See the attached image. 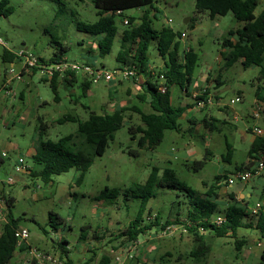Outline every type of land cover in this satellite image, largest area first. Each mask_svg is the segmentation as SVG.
I'll return each instance as SVG.
<instances>
[{
    "label": "rangeland",
    "instance_id": "rangeland-1",
    "mask_svg": "<svg viewBox=\"0 0 264 264\" xmlns=\"http://www.w3.org/2000/svg\"><path fill=\"white\" fill-rule=\"evenodd\" d=\"M195 2L154 0V9L145 6L124 10L122 15L115 17L116 26L121 31L124 16L138 19L145 9H149L154 28L171 26L175 31L187 33L186 40L180 41L182 47L186 42L199 55L195 78L203 68L206 71V67L210 68L213 78L225 64L220 55L224 38L230 30L242 28L243 22L232 13L215 18L207 12L198 13ZM8 6L12 8L11 11L7 10ZM260 11L261 4L255 12L258 14ZM98 17L93 0H9L4 13H0V39L4 41V44L0 43V194L14 199L12 214L20 219V226L29 230L28 246L35 250L25 249L24 252L17 249L9 264H26L27 259L40 253L59 256L53 244L62 237L68 241L70 256L76 261L92 257V264H99L105 255L111 259V264H119L115 257L123 252L126 244L121 243L123 239L115 238L135 218L141 200L130 194L127 199L120 195L112 204L109 199L96 200L106 187L125 191L136 184H144L153 167L157 166L161 169L173 168L176 176L196 194L205 193L216 175L234 171L237 165L241 166L248 159L250 144L246 138L243 140L241 132L246 131V124L254 122L249 114L253 110L254 84L259 69L256 66L244 67L241 61H237L224 68L223 83L216 90L225 103L241 91L242 101L233 104L241 115L238 121L232 116L226 124L207 129L203 125L194 127L180 118L179 131L166 130L163 141L155 148L148 149L139 146V133L133 138L130 127L140 126L142 121L137 112L129 110L123 126L114 133L105 153L93 157L91 167L79 183L80 173L75 168L54 175L49 183L33 175L32 171L41 168L31 156L39 139L40 116L49 124L44 138L57 141L77 131L78 125L73 121L56 122L57 118L67 113L85 120L90 112L100 113L104 105L108 107L111 101L127 106L137 105L144 112L152 111L148 103L130 94L133 87L127 79L117 81L114 84L118 86L117 89H111L112 83L103 81L93 84L86 96L81 94L80 89L76 95L70 96L60 85L61 98L55 101L50 83L42 80L41 74L26 71L17 56L13 65L11 61L4 60L5 50L15 53L25 50L48 60L62 44L66 47L64 57L69 60H90L107 69L118 68L119 35L112 51L101 57L97 51L92 53L86 47V43H94L95 40L76 27L78 22L93 23ZM149 58L154 66L163 64L155 43L151 44ZM12 67L14 79L6 85L7 71ZM127 88H130L129 93L126 92ZM133 89L138 91L136 87ZM210 90L213 88L210 87ZM171 96L174 106L194 103V99L184 94L178 85L173 86ZM214 115L223 118L217 110ZM227 143L233 144L237 150L232 162L223 159L227 153ZM78 144L83 145L81 141ZM85 147L92 151L93 145L86 143ZM207 148L212 154L202 167L197 168L194 162L204 159ZM131 150H138L139 154ZM20 157L24 159L23 164L19 162ZM242 192L246 194L245 204L248 208L257 204L264 208V171L262 176L247 182ZM189 199L185 191L158 187L156 195L147 204L145 218L149 222L151 214L158 213L164 222L180 211V220L183 221ZM231 201L238 202L236 199ZM149 209L153 212L150 215ZM50 212H55L63 220V223L54 220L53 225L57 230L50 221ZM216 213L214 218L221 214ZM4 218L0 216V233L6 214ZM96 230L98 237L95 236ZM157 230H151L144 239L143 235L140 236L134 256L139 259V264H260L261 261L264 245L255 228L238 229L237 237L245 240L240 249L231 235L215 236L212 232H205L204 241L210 250L199 257L191 255L199 246L192 234L176 229L160 235ZM82 234H87L86 239H81ZM259 243L262 245L259 246ZM91 248H97L95 255ZM129 260L122 256V264Z\"/></svg>",
    "mask_w": 264,
    "mask_h": 264
},
{
    "label": "trees",
    "instance_id": "trees-1",
    "mask_svg": "<svg viewBox=\"0 0 264 264\" xmlns=\"http://www.w3.org/2000/svg\"><path fill=\"white\" fill-rule=\"evenodd\" d=\"M54 1L59 2L60 0ZM8 2L9 0L0 1L1 14L4 13V7L8 5ZM259 2L260 0H196L195 9L198 13L207 12L212 18L232 13L237 20L243 22L242 28L230 30L229 35L223 40V49L220 51V55L225 64L220 67L218 75L214 77L216 82L214 89L223 83L222 72L224 68L241 61L244 67L257 66L259 68L257 83L254 84L256 88L255 96L257 99L264 101V8L259 14H256L255 11ZM93 3L97 9L98 19L93 23L78 22L76 25L79 31L89 34L91 38H96H92L95 40L94 46L89 48L88 51L92 53L97 51L98 55L105 57L112 51L116 37L119 35V49L116 56V60L120 63L118 68L129 66L137 69L139 77L133 78L132 83L138 85L140 91L137 94L138 99L141 102L148 103L152 111L144 112L137 105L122 106L113 112H90L85 120L77 115L67 113L59 117L57 122L73 121L78 125L77 131L65 135L57 141L44 138L49 124L40 116L38 118L40 122L39 139L35 145V153L32 158L35 163L41 165V168L32 171V173L44 183L51 182L54 175L67 172L72 168L77 169L80 173V177L77 180V183H79L86 171L91 167L93 157L105 153L109 141L114 138V133L123 126L127 111L134 110L140 115L142 121V125L130 127L133 138L136 137V133H139V146L153 149L163 141L166 130H180L179 120L181 116L195 104L194 102L193 104L174 106L172 104L171 91L161 93L158 90L156 81L149 79L145 81L139 80L141 74L147 72L148 66L151 64L149 50L151 44L155 43L159 55L165 62L164 66H155L156 69L166 75L168 84L171 86L178 85L181 91H189L190 85L195 81L194 73L198 65L199 55L191 47L189 50L183 49L180 41L182 32L175 31L171 26L163 27L162 29L154 28L149 9H145L142 16L138 18L140 20L134 16H124L123 19H129V24H123L124 27L121 31L116 26L115 17L122 15L124 10L145 6L154 9V0H93ZM11 9L10 6L7 7L8 11H11ZM59 45L60 47L55 51L54 56L48 60L39 57L40 61L49 64L57 62L64 57L66 47L62 44ZM15 57V52L5 50L4 60L13 62ZM80 63L96 64L90 60ZM101 67L104 66L101 65ZM36 72L34 70L33 73ZM71 75V78H61L60 74L56 73L52 80L42 79L50 83L55 101H60L61 98L59 95L60 85H72L78 78L75 72H72ZM83 81L81 94L86 96L92 83L88 80ZM207 91L210 92L209 87H207ZM214 93L216 99H218L219 95L216 92ZM200 97L202 98L203 96ZM78 140L81 141L82 146H79L78 143L80 141ZM86 143L93 145L92 151L86 149ZM263 150L264 136H257L249 149V156L255 159ZM131 151L139 154L138 150ZM232 151L233 146L228 144L227 153L223 156V159L230 162ZM206 161L207 158H204L203 160L195 161L194 164L197 168H200ZM243 169H245L243 165L237 168V170ZM224 178L227 179L228 176L216 175L213 183L204 193L205 196H201L181 181L176 176L173 168L166 167L161 169L154 166L144 184H136L125 191L119 188L111 189L106 187L95 199L98 201L109 199V203L112 204L120 195H123L125 199L131 195L141 200L140 208L135 218L130 221L125 229L120 230L117 238H115L116 240L123 239L121 240L123 245L138 241L141 235H145L152 229L156 231H158L157 229L163 230L170 225H176L182 233L185 231L192 234L194 240L199 242L197 249L191 252L194 257H199L210 250V247L204 241L205 232H212L215 236L231 235L235 237L236 247L240 249L245 244V240L237 237L238 229L241 227L255 228L259 231L264 245V211L262 209L258 219L254 221L250 217L249 208L246 204L243 205L239 202L231 201L223 214L226 221L221 225L213 221V216L219 208L218 190ZM158 187H166L187 193L190 199L186 217L183 221L180 220V211L175 217L167 218L164 222L158 213H154L155 218L153 220L151 219L149 222L146 220L147 204L156 195ZM1 195L4 196L6 202L7 218L0 233V264H9L17 249L23 251L27 247H17L15 231L20 226V219L15 218L12 214L14 199ZM227 195L232 200L235 199L234 191L227 192ZM151 213L153 212L149 209L148 214L150 215ZM49 217L52 225L55 219H58L59 223H63L62 218L55 212H50ZM53 226L57 230L56 226ZM97 233L98 230L95 231V236ZM86 237L87 234L81 235L82 240L86 239ZM67 245L68 241L64 237L53 244V248L59 252L58 257L65 264H92V257L85 261L73 259L70 256V248ZM96 249H90L93 255L96 254ZM260 256V264H264V246ZM133 260L137 261L134 262ZM31 264H37V260L34 259ZM99 264H111V259L104 255ZM126 264H139V259L132 258Z\"/></svg>",
    "mask_w": 264,
    "mask_h": 264
},
{
    "label": "built area",
    "instance_id": "built-area-1",
    "mask_svg": "<svg viewBox=\"0 0 264 264\" xmlns=\"http://www.w3.org/2000/svg\"><path fill=\"white\" fill-rule=\"evenodd\" d=\"M123 24L127 25L129 24V19L125 18L123 19ZM187 33L182 32L181 33V40H186ZM0 43L4 44V41L0 39ZM190 46L185 42L183 49L189 50ZM16 56L19 58V60L22 62L24 69L26 71L34 72V70L37 71V73L41 74L42 79L52 80L55 77L56 73H59L61 78H71L72 72H75L76 74H81L83 80H88L92 84H97L101 81L112 83L114 85L117 81H120L122 79H127L128 81L133 80V78H138V72L136 68H131L129 66H124L123 68H115L113 70L107 69L105 67L98 66L96 64H83L78 61L69 60L67 57H62L59 61L54 63H45L41 62L39 57L34 56L32 53L27 52L25 50H20L18 53H16ZM143 80H152L156 81L158 90L161 93H167L168 91H172L173 86L168 84V80L166 75L163 72H160L156 69L155 66L150 64L148 66L147 72H143L141 76ZM14 79V68L12 67L9 71H7V77L5 84L8 85L10 80ZM186 91V90H185ZM200 96H203L202 98ZM193 99L195 101V106L199 107L200 109L205 108L209 105L214 104L217 99L215 97V93L210 90V92L207 91V87L203 88L200 93H194ZM242 101L241 96H236L235 98L230 100L231 104H234L235 102ZM259 103V102H258ZM259 109V106H256ZM257 110V109H256ZM254 133L257 136H264V130H262L260 127L256 126L254 127ZM253 160V166L243 169V170H236L235 172L231 173V175L227 178L226 182L227 184L231 186H235L238 183H247L254 177H259L262 175L264 171V150L261 151L260 155H257V157ZM19 162L21 164L24 163V159L22 157L19 158ZM262 209V206L260 204H257L253 208H249V214L252 220L256 221L258 219L259 213ZM6 214V202L4 199H2V195L0 194V216L4 218ZM155 214H152L151 217H149V220L154 219ZM213 221L221 225L226 221V218L223 214H219L216 216ZM178 230L179 228L176 225H170L167 226L163 230H159V234H168L172 233L175 230ZM15 235L17 237V247L20 248L22 246H27V238L30 235V232L27 228L19 226L16 231ZM140 240L128 243L123 252L118 253L115 257V259L118 261L119 264H122V256H126V258L132 259L135 256L136 250H138ZM262 245V243H259V246ZM27 249V248H26ZM31 249L32 252L35 250L32 247H28V250ZM37 260V264H65L58 256H54L50 253H40L39 255H34L32 258L27 259L26 264H31L33 260Z\"/></svg>",
    "mask_w": 264,
    "mask_h": 264
},
{
    "label": "crops",
    "instance_id": "crops-1",
    "mask_svg": "<svg viewBox=\"0 0 264 264\" xmlns=\"http://www.w3.org/2000/svg\"><path fill=\"white\" fill-rule=\"evenodd\" d=\"M261 4V11L262 9L264 8V0H260L259 4ZM260 11V12H261ZM257 14V13H256ZM259 14V13H258ZM93 39H96L95 37H92ZM183 41V40H182ZM185 44V42H184ZM183 44V45H184ZM94 46V43L93 42H88L86 43V47L89 49L91 47ZM164 60H163V64L162 65H159V66H164ZM12 65H13V62H12ZM252 67V66H250ZM257 67V66H256ZM210 68L206 67V71H204V68L202 69L201 73L195 78V81L190 85L189 87V91L188 92H184L182 91L184 94H187V95H190L192 98H193V94L194 93H200V91L203 89V88H206V87H211V88H215L216 87V82L214 80V77L211 78V74H210V71H209ZM259 69V68H258ZM30 73H33L31 71H28ZM258 73H259V70H258ZM78 75V78H76L75 82H73L72 85H64V84H61L63 85V87L66 89V91L68 92V94L70 96L72 95H76L77 94V90L80 89L82 91V87H81V84L84 82L83 81V77L81 74H77ZM140 81L143 80L142 77L139 78ZM121 82V81H119ZM130 83H132L130 81ZM257 83V82H255ZM254 84V83H253ZM93 86V84H91V87ZM117 85H113V87H111V89H117ZM132 87H136L138 91L134 90L132 88L133 91H131L130 94L132 95H135L136 98L138 99L137 97V94H139V88H138V85L136 84H133L132 83ZM91 90V88L88 90L87 93H89ZM130 88H127L126 89V92L129 93L130 91ZM216 94L219 95V98L217 99V101L212 104V105H209L205 108H202L200 109L199 107L195 106V104H193L192 107L188 108L186 110V112L181 116V119L183 120H187L190 124H192V126L194 127H197L198 125H203L205 128H209V129H212V128H215L217 126V124H220V125H224L227 123V119L229 118H232V116L235 118V120H239L240 118V113L237 111V109L233 106V104L229 102L225 103L223 102L222 100V97L221 95L219 94V92L214 89ZM214 90H212L214 92ZM238 96H241L242 97V94H241V91H238ZM233 99V98H232ZM231 100V99H230ZM195 102V101H194ZM259 102V103H258ZM236 103V102H235ZM189 103H186L184 105H187ZM191 104V103H190ZM128 105V104H127ZM127 105H121L119 103H117V101H111L110 102V105L107 107L106 105H104V108L102 109V113H105V112H113L117 109H119L120 107L122 106H127ZM256 106H259V109L256 107ZM130 107V106H129ZM252 112L249 114L253 119H254V122L251 124H246L247 128H246V131H243L241 132V135L243 137V140H245V138L248 140L249 144H250V147L252 145V143L255 141L256 139V135L254 133V127L258 126L260 127L262 130H264V101L263 100H259L257 99V97L255 96V99L252 103ZM257 109V110H256ZM217 110L218 113L220 115H222L223 118H219L217 117L216 115H214V111ZM58 119V118H57ZM57 119H56V122H57ZM191 129H193L191 127ZM196 129V128H195ZM195 129H194V132H195ZM230 144V143H227V145ZM233 146V144H231ZM232 158H231V161L233 160L234 158V154L237 152L236 150V147L233 146V151H232ZM35 153V148L33 149V152L31 153V156ZM212 153L210 152V150L207 148L206 149V153H205V156L204 158H207V160L209 159V156L211 155ZM241 165L244 166V168H249L251 166H253V160L252 158L248 155V159L246 162L242 163ZM240 166L237 165L236 166V169L234 171H229L226 173H219L218 175H226V176H229L231 173L235 172L237 170V168H239ZM262 176V175H261ZM260 177V176H259ZM226 178H224L222 180V184H221V187L220 189L218 190L219 192V198H218V203H219V208H218V211L216 214H224V211L225 209L228 207V205L231 203V199L229 198V196L227 195V192H229L231 189L232 191L235 192V199L240 203V204H245V197H246V194H244L242 192V190L244 189L245 187V184L244 186L242 187V189H240L239 192H236L235 189H236V186L233 187L229 184H227L226 182ZM214 181V180H213ZM213 183V182H212ZM210 183L209 186L212 184ZM241 188V187H240ZM231 192V191H230ZM199 195L201 196H205L204 193H198ZM250 195V194H249ZM5 200V199H4ZM262 210L264 211V208L262 207ZM153 230V229H152ZM155 230V229H154ZM150 232V231H149ZM146 233L147 235L150 234V233ZM143 235V238L144 239L145 237H147V235ZM141 239V238H140ZM139 239V240H140ZM142 241V240H141ZM28 242H27V249H28ZM24 252L26 250H23Z\"/></svg>",
    "mask_w": 264,
    "mask_h": 264
},
{
    "label": "water",
    "instance_id": "water-1",
    "mask_svg": "<svg viewBox=\"0 0 264 264\" xmlns=\"http://www.w3.org/2000/svg\"><path fill=\"white\" fill-rule=\"evenodd\" d=\"M243 186H244V183H238L237 186H236L235 191H236V192H239L240 189H242ZM240 187H241V188H240ZM230 191H232V189H231Z\"/></svg>",
    "mask_w": 264,
    "mask_h": 264
}]
</instances>
